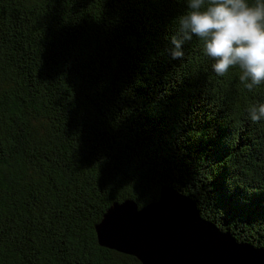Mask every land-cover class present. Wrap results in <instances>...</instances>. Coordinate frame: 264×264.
I'll return each mask as SVG.
<instances>
[{"label": "trees", "instance_id": "obj_1", "mask_svg": "<svg viewBox=\"0 0 264 264\" xmlns=\"http://www.w3.org/2000/svg\"><path fill=\"white\" fill-rule=\"evenodd\" d=\"M255 3L256 0H250ZM187 0H0V264H141L101 246L163 190L264 249V83L213 69Z\"/></svg>", "mask_w": 264, "mask_h": 264}, {"label": "water", "instance_id": "obj_2", "mask_svg": "<svg viewBox=\"0 0 264 264\" xmlns=\"http://www.w3.org/2000/svg\"><path fill=\"white\" fill-rule=\"evenodd\" d=\"M96 235L101 246L141 264H264V249L220 232L188 199L168 190L142 208L131 201L114 204Z\"/></svg>", "mask_w": 264, "mask_h": 264}, {"label": "clouds", "instance_id": "obj_3", "mask_svg": "<svg viewBox=\"0 0 264 264\" xmlns=\"http://www.w3.org/2000/svg\"><path fill=\"white\" fill-rule=\"evenodd\" d=\"M179 35L171 38L173 59L184 55L182 45L193 36L224 76L238 68L239 80L249 91L264 83V0H187L178 18ZM251 121L264 119V103L249 106Z\"/></svg>", "mask_w": 264, "mask_h": 264}]
</instances>
